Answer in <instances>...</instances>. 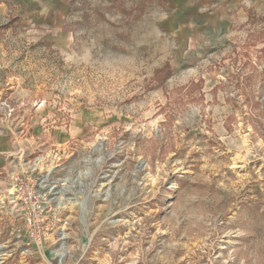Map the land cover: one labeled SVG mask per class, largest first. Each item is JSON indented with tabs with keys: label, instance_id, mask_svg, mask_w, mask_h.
Instances as JSON below:
<instances>
[{
	"label": "rangeland",
	"instance_id": "rangeland-1",
	"mask_svg": "<svg viewBox=\"0 0 264 264\" xmlns=\"http://www.w3.org/2000/svg\"><path fill=\"white\" fill-rule=\"evenodd\" d=\"M2 145L0 264H264V0H0Z\"/></svg>",
	"mask_w": 264,
	"mask_h": 264
},
{
	"label": "built area",
	"instance_id": "built-area-1",
	"mask_svg": "<svg viewBox=\"0 0 264 264\" xmlns=\"http://www.w3.org/2000/svg\"><path fill=\"white\" fill-rule=\"evenodd\" d=\"M41 162L43 164L44 159L40 160ZM51 175L52 169H49L38 181H34L31 185L32 190L24 198H20L12 211V215L23 223L30 240L36 245H40L46 236L53 232H59V240L64 241L71 226L70 217L62 216V211L71 207L69 205L71 201L66 197V194L71 191H61L60 188L64 189V187L59 188L60 183L54 179L50 184L48 179ZM65 188L70 187L65 185ZM62 192L66 193L64 199L61 197ZM77 195H75L76 198ZM70 253L71 249L61 248V251L58 250L54 255L51 254L55 258L57 254L59 264H64L65 258Z\"/></svg>",
	"mask_w": 264,
	"mask_h": 264
},
{
	"label": "crops",
	"instance_id": "crops-1",
	"mask_svg": "<svg viewBox=\"0 0 264 264\" xmlns=\"http://www.w3.org/2000/svg\"><path fill=\"white\" fill-rule=\"evenodd\" d=\"M2 147H4V148L0 150V153H2L5 150L9 149V145H5V146L2 145ZM4 165H5L4 158H3V156H0V168H1V166H4Z\"/></svg>",
	"mask_w": 264,
	"mask_h": 264
}]
</instances>
